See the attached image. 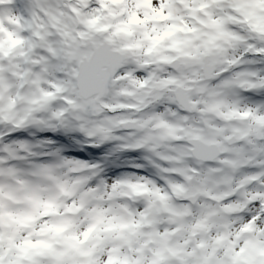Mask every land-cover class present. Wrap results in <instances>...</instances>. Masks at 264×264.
I'll return each instance as SVG.
<instances>
[{
  "label": "snow or ice",
  "instance_id": "obj_1",
  "mask_svg": "<svg viewBox=\"0 0 264 264\" xmlns=\"http://www.w3.org/2000/svg\"><path fill=\"white\" fill-rule=\"evenodd\" d=\"M0 264H264V0H0Z\"/></svg>",
  "mask_w": 264,
  "mask_h": 264
},
{
  "label": "rangeland",
  "instance_id": "obj_2",
  "mask_svg": "<svg viewBox=\"0 0 264 264\" xmlns=\"http://www.w3.org/2000/svg\"><path fill=\"white\" fill-rule=\"evenodd\" d=\"M37 135H38V137H42V136H45V135H48V134L38 133ZM25 136H26V134H25ZM69 154L72 155V156H75V157H77L79 159H92L94 157H98L100 155H103V152H102V150H98V149H90V150H86V151H81V154L76 155L75 154V149H73ZM128 170L132 171V169H128ZM120 172H119V168H113L112 167V168L109 169V175H113V176L114 175H118Z\"/></svg>",
  "mask_w": 264,
  "mask_h": 264
}]
</instances>
